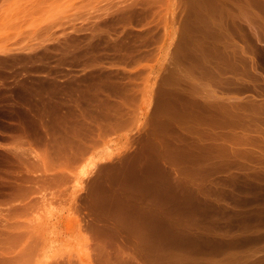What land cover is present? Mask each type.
<instances>
[{
	"label": "rangeland",
	"instance_id": "1",
	"mask_svg": "<svg viewBox=\"0 0 264 264\" xmlns=\"http://www.w3.org/2000/svg\"><path fill=\"white\" fill-rule=\"evenodd\" d=\"M256 27L263 34L264 0H0V137L4 141L0 148V264H222L235 256L230 260L234 262L237 255L243 259L237 257L234 264L252 263V259L254 264H264V239L260 238L264 231L256 230L262 222L260 216L264 220V207H260L264 190L259 185L264 186V162H260L264 158L255 156L260 167L253 158L264 148V133L259 134L264 123H257L264 122V107L257 104L263 106L264 99V34L263 39H256ZM215 39L218 42L214 43ZM235 44L236 49L241 45L250 48L248 54L243 53L248 59L256 55L263 77L251 68V59L248 65L252 70L247 64V70L243 68L241 59L238 66L241 60L242 70L229 59L226 64L234 68L229 64L225 81L216 74L217 78L210 75L216 80L208 77L206 57L210 56L213 64L218 47L225 46L229 51L225 52L231 54ZM216 62L214 65L225 64L223 58ZM244 72L253 77L243 74L242 79L238 73ZM229 76L235 77V82L228 81ZM198 79L205 96L216 90L224 102L228 97L232 102L238 97L239 104L243 99L242 104L246 103L247 96L249 101L252 97L261 100L255 103L263 112L251 101L243 105L245 110L239 105L241 115L249 113V120L243 115L247 127L240 126L239 132L246 129L241 132L248 137L250 126L252 140L248 137L250 142H245L236 131L241 141L235 135V141H229L232 149L228 153L241 151L244 163H236L243 166L228 161L230 153L226 157L224 150L222 159L227 158L228 164L217 160L222 153L216 151H222L218 147L214 151L205 140L208 138L200 139L206 150L199 149L209 151L201 155V161L211 157L205 161L208 166L193 162V158L190 162L187 152L193 145L187 144L195 141L189 137L194 134L191 139H196L199 134L190 109L183 108L194 102L189 93L197 92ZM243 82L246 89L238 90ZM183 98L192 100L188 103ZM182 104L186 105L182 106L184 112L179 111ZM250 122L257 123L255 129ZM258 125L263 126L261 130ZM200 128L211 130L206 123ZM256 129L259 131L254 132ZM254 133L263 139L259 141ZM236 139L240 142L234 144ZM180 141L187 142V152L180 149ZM162 145L171 147L172 154L165 153L168 147ZM178 147L189 161L172 152ZM247 155L252 156L250 161H244ZM253 166L262 171L255 178L262 179H254L253 174L248 178V172H256ZM225 179L235 183L225 181L227 185L221 188L231 195L237 190L233 193L239 192L240 200L236 194L222 196L228 191L218 186ZM241 179L245 184L260 183L257 187L252 183L256 189L243 184L245 188ZM233 183L238 184L237 189ZM228 184L234 189L224 187ZM259 187L263 191L259 192ZM198 188H205L201 193L210 191L199 197ZM202 195H208L203 196L208 201ZM234 210L238 214L234 215ZM223 213L229 217L223 219ZM244 214H249L247 219ZM233 219L237 220L231 225ZM254 220L259 222L253 226ZM217 223L223 224L222 230ZM214 224L216 229H212ZM239 227H244L241 232ZM247 227L259 233L256 241ZM232 229L239 232L238 237ZM226 239L230 241L226 243ZM240 242H244L242 246Z\"/></svg>",
	"mask_w": 264,
	"mask_h": 264
},
{
	"label": "bare ground",
	"instance_id": "2",
	"mask_svg": "<svg viewBox=\"0 0 264 264\" xmlns=\"http://www.w3.org/2000/svg\"><path fill=\"white\" fill-rule=\"evenodd\" d=\"M257 28H258V27H256V29H257ZM257 31H258V34H257L256 32H255V34H256V36L258 35V38H256L255 36H254L253 38H256V39H263V38H261V37L263 36L264 32H263V34H260V33H259L260 30L257 29ZM262 31H263V30H262ZM260 32H261V31H260ZM261 33H262V32H261ZM263 37H264V36H263ZM250 38L253 39L252 37H250ZM260 41H262V40H260ZM95 42H97V41H95ZM215 42H218L217 39H215L214 43H215ZM233 42H234V41H233ZM211 43H213V42H211ZM219 43H222V42L219 41ZM228 43H229V42H228ZM205 44H206V42H205ZM207 44H208V42H207ZM207 44H206V46H207ZM216 44H217V43H216ZM216 44H214V45L212 44V46H215V47H216ZM230 44H231V43H230ZM230 44H228V45H230ZM231 45H232V44H231ZM233 45H234V44H233ZM235 45H236V44H235ZM212 46H211V47H212ZM218 46H222V45H218ZM211 47H210V48H211ZM215 47H214L213 49H217V47H216V48H215ZM222 47H223V46H222ZM233 47H234V46H233ZM236 47H237V45L234 47L235 49H234L233 53H231V54H232L231 58H230V55H231V54L227 53V51H228L227 48L224 49L225 46H224V48H221V49L218 47L219 51L217 52V50H215V51H216V55H215V51H214V53L212 52V53L215 55V58L212 57L213 59L211 60V62H212L214 59H215V62H216V59H220V58H223V61H224V62H225L226 60H229V59H230V61H229L230 63L233 62V64H234V63L237 64V66H236V65H234V66L239 67L238 69L242 70V68H240V67L242 66L241 64L244 62V67H243V66H242V67L245 68L246 64H247V66H249V65L251 64V63L249 64V60L251 59V60H252V65H251L252 67H251V68H253L254 71H255L256 73H259V72L262 73V72L264 71V70H263L264 68L261 69V70H263L262 72H261L260 70L258 71V68H257L258 65H257V63H259V62H255V59H257V58H255L256 55H255V56L251 55V56H249V59H248L247 54L249 53L250 48H248V47L246 46V47L248 48V50H247L248 53H247V51H246L247 48L245 49V46H244V45L239 46L237 49H236ZM207 48H208V46H207ZM109 49H110V48H109ZM205 49H206V48H205ZM205 49H204V50H205ZM207 50H208V49H207ZM210 50H211V49H209V51H210ZM225 50H227V51L225 52ZM251 50H252V49H251ZM211 51H213V50H211ZM204 52H206V51H204ZM228 52H229V51H228ZM123 53H126V52H123ZM202 53H203V52H202ZM202 53L200 52V54H202ZM209 53H211V52H209ZM243 53H247V54L245 55V56H247V57H245V56L243 55ZM252 53H254V52L252 51ZM126 54H128V53H126ZM126 54L124 55L125 58H127V55H126ZM203 54H205V53H203ZM203 54H202V55H203ZM207 54H208V53H207ZM207 54L204 55V57H206ZM213 54H212V56H213ZM250 54H251V53H250ZM255 54H256V53H255ZM202 55H200V59H201ZM208 55H210V54H208ZM121 56H123V55L121 54ZM124 56H123V57H124ZM128 56H130V55H128ZM198 56H199V55H198ZM216 56H217L218 58H217ZM238 56H239L240 58H238ZM130 57H131V56H130ZM130 57H128V58H130ZM219 57H220V58H219ZM202 58H203V57H202ZM208 58H210V56H209ZM208 58L206 57V60H207L206 62L203 61V62H205V65L202 63V64L205 66L204 68H205V70L207 71V74L209 73V76H208V75H207V76L211 78V76L214 77L215 74H216V76L219 75L220 77H223V76L225 77L226 74H224V73L227 71V69H229V67H230L229 64H230V63H229V64H226V62H225V64H222L221 66H219V65H214L215 62H213V64H210V62H209L210 59H208ZM232 58H234V60H232ZM121 59H122V58H121ZM239 59H241L243 62L240 60L241 64H239V66H238ZM123 60H124V59H123ZM198 60H199V59H198ZM258 60H259V59H258ZM121 61H122V60H121ZM246 61H247V62H246ZM259 61H260V60H259ZM123 62H126V60H124ZM127 62H128V61H127ZM199 62H200V60H199ZM217 62H221V63H223L222 60H221V61H220V60H217ZM217 62H216V64H218ZM227 62H228V61H227ZM245 62H246V63H245ZM250 62H251V61H250ZM221 63H220V64H221ZM233 64H232V65H233ZM248 64H249V65H248ZM259 64H262V63H259ZM230 65H231V64H230ZM232 65H231V67L234 68ZM195 66H196V65H195ZM259 66H260V65H259ZM259 66H258V67H259ZM201 67H202V66H201ZM231 67H230V68H231ZM236 67H235V68H236ZM251 68H250V66H249L248 70L251 69ZM260 68H262V65L260 66ZM236 69H237V68H236ZM238 69H237L236 71H238ZM245 69H246V68H245ZM245 69H244V70H245ZM240 70H239V71H240ZM246 70H247V69H246ZM251 70H252V69H251ZM206 71H205V72H206ZM229 71H230V70H229ZM239 71H238V72H239ZM227 72H228V71H227ZM241 72H243V71H241ZM252 72H253V71H251V73H252ZM234 73H235V72H234ZM247 73H248V72H247ZM260 73H259V74H260ZM263 73H264V72H263ZM263 73H262V74H263ZM238 74H242V77H241L242 79H243L245 76H246V77L248 76V75L246 74V72H244V73H238ZM243 74H246V75L244 76ZM262 74H260V75L262 76ZM210 75H211V76H210ZM236 75H237V73H236ZM236 75H235L236 78H238L237 76H240V75H237V76H236ZM250 75H252V74H249V76H250ZM263 75H264V74H263ZM216 76H215V78H217ZM226 76H227V75H226ZM243 76H244V77H243ZM249 76H248V77H249ZM258 76H259V75H258ZM199 77H200V76H199ZM213 77H212V78H213ZM220 77H218V79H219ZM224 77H223V78H224ZM235 77L233 78V77L229 76V77H226V78H227V80L230 81V82H231V81H232V82H235ZM252 77H253V75H252ZM259 77H260V76H259ZM262 77H263V76H262ZM212 78H211V79H212ZM215 78H213V79H215ZM223 78H222V79H223ZM222 79H221V80H222ZM238 79H239V78H238ZM238 79H237V80H238ZM248 79H249V78H248ZM255 79H256V74H255ZM257 79L259 80V78H257ZM263 79H264V78H263ZM215 80H216V79H215ZM221 80H220V81H221ZM250 80H251V79H249V82L252 81V80H251V81H250ZM253 80H254V79H253ZM260 80H261V77H260ZM220 81H218V82H220ZM223 81H225V78H224ZM239 81H241V80L239 79ZM239 81H238V83H239ZM243 81H244V80H243ZM245 81H247V79H246ZM213 82H214V81H213ZM249 82H247V84H248ZM236 83H237V82H236ZM252 83H253L254 85L256 84V83H254V82H252ZM240 84H241V83H240ZM244 84H245L244 82H243V85L241 84V85H242V88H241L240 85H239L240 88H238V90H239V89H243V91H244V90L246 89V87H244ZM253 84H251V85H253ZM232 85H233V84H232ZM234 85H235V84H234ZM251 85H248V86H251ZM235 86H236V85H235ZM248 86H247V90L252 89V88L254 87V86H253V87L251 86V88L248 89ZM233 87H234V86H233ZM236 87H237V86H236ZM255 87H256V86H255ZM257 87H258V85H257ZM244 88H245V89H244ZM233 89H235V87H234ZM235 90H236V89H235ZM190 91L192 92V94L189 93V95H191V98H192V99L194 98V102L190 103V104H191V105H190V106H191L190 108H189V107L186 108L187 106L185 105V106H186V107H185L184 104L187 103V102L189 101V100L186 99L187 102H185L184 104H182V105L180 106L181 109H179V111L182 110V106L185 107V108H183L184 110L190 109L189 112L194 116V118H195L194 120L196 121L195 124H197V126H196L197 128H195V129H196V132H197L199 135H200V134H201V135H200V136H199V135L194 136V137H196V139L194 138L195 140H194V139H191V138H193V135H194V134H192L191 138L189 137L190 135H187V137L185 136V138H188V137H189L190 141H191V140L195 141V142L192 141L194 144H192L191 142H190V143L188 142V144H187V145L190 144L189 147H191V145H193V147H192L191 150H188L189 147H188L187 145L184 144V143H187V142L180 141V142L183 143L184 146H185V147L183 148V144H181L180 149L182 150V149H185V148L188 147V149H187L188 152H187L186 149H185V152H187V155H191V158H190V157L186 158L187 155L184 156V155L186 154L185 152H184V153H185L184 155H182V154H183L182 152H178L179 147H178V149H176L177 147L175 148V149L177 150V152H176V150H173L172 152L175 151L174 154H177V153L179 154V153H180V154H181V155H179L180 158H181V156H182V159H183V157H185V159H187V161L190 160V162H191V159L193 158V159H192L193 162H194V161H197V164H198V161L203 160V158H202L201 155L204 156L205 153H207V155H208V152H209L208 150H207L208 152H207V151L204 152V151L206 150L207 146H206L205 143H203L202 140H200V139H201V138H202V139H204V138H208L209 141H208V139H205V140H207L208 144L211 143L210 146L212 145V147H211L212 149L215 148V147H218V149H219L220 151H222V152H218V150L216 151V148H215L214 151H216L217 154H218V153H222V154H219V155H221V156H220L221 159H219V157L216 156V158L218 157L217 160H220V161L222 160V161H223V162H222L223 164H224V162L227 163V162H226L227 158H226V159H225V158L222 159V156H223V154H224V153H223V150H224V152L226 151V152H225L226 154H225L224 156L228 157V156H227V153H228V150H230V148H231V147H229V146H230V145H229V141H230V140L235 141L234 139H235L236 137H238L237 139L240 140V138H242L241 136L243 135L242 132H244L246 129H245L244 131L241 130L242 132H241V131L239 132L240 129H238V128H241V127H244V126L248 125V124L244 125V117H245V116H243V115H244L246 112L243 111V115H241V114L238 112L239 107H240L239 105H242L241 107L243 108L247 102L249 103V102L251 101V102L253 103V106H256L255 108H258V107H257V104H258V106L261 107L260 109H262V108L264 107V99H263V106L261 105L262 102H260V104H259V103L256 104L255 102H257V100H258V101H261V100L256 99V98H254V97H252V96H251L252 98L250 97V98H251L250 101H249V99H248L249 96H247V97H246V98H247V99H246L247 102L245 101L246 103H244V104H242V103L244 102L245 99H243V101L241 102V104H239V102H238L239 99H237L238 97H237V98L235 97L236 99L234 98V99L236 100V101L233 100L234 102H232L231 97H228V99L225 101V102H226V103H225V102H224V98H223V96L220 95L219 93H217L216 90H214L211 94L206 95V96L204 95V93H201V92L204 91V87L202 88V84L199 82V79H198V85H197V92H196L195 90H194V91L190 90ZM184 95H185V94H184ZM184 95H182V96H184ZM189 95L187 94V96L185 95V97L187 98ZM192 95H193V96H192ZM261 95H262V94H261ZM256 96H257V95H256ZM189 97H190V96H189ZM222 98H223V99H222ZM229 98H230V100H229ZM232 98H233V96H232ZM239 98H240V97H239ZM263 98H264V97H263ZM183 99L185 100V98H183ZM188 99H189V98H188ZM192 99H190V101H191ZM240 99L242 100V98H240ZM186 100H185V101H186ZM237 100H238V101H237ZM190 101H189V102H190ZM189 102H188V103H189ZM223 102H224V103H223ZM243 105H244V106H243ZM247 105L249 106V104H247ZM253 106H252L251 108H253ZM241 107H240V109H241ZM249 108H250V107H249ZM243 109H244V108H243ZM243 109H242V110H243ZM258 109H259V108H258ZM258 109H257V110H258ZM260 109H259V111H260ZM184 110H182V111L184 112ZM244 110H245V109H244ZM249 110H250V109H249ZM262 110H264V109H262ZM259 111H254V112H258V115H259V114H262V113H259ZM240 112H241V110H240ZM250 112H251V111H250ZM254 112H253L252 114H254ZM260 112H263V111H260ZM247 114H249V113L247 112L246 115H247ZM263 115H264V112H263ZM247 116H248V117H247ZM247 116H246L247 118H245V119H248V118H249V115H247ZM251 116H253V115H250V118L253 119V117H251ZM256 117H257V116H256ZM260 117H261V116H260ZM260 117H258V118L260 119ZM263 118H264V116H263ZM263 118H262V119H263ZM252 119H250V120H251L252 122H254V121H253L254 119H253V120H252ZM259 119H258V120H259ZM262 119H261V120H262ZM248 120H249V119H248ZM258 120H255V121H258ZM245 121H246V120H245ZM263 121H264V120H263ZM246 122H247V121H246ZM246 122H245V123H246ZM252 122H250V125H251V127L253 128V125H254V124L252 125V124H251ZM260 122H261V121H260ZM260 122H257V123H259V125H261L262 123H264V122H261V123H260ZM202 123H206V124H208V126L211 127V130H210V129H209V130H204V129L202 130V128H200V125H201ZM257 123H255V125H256ZM195 124H194V125H195ZM255 125H254V127L256 128ZM259 125H258V126H259ZM240 126H241V127H240ZM226 127H227V128H226ZM246 127H247V126H246ZM246 127H245V128H246ZM249 127H250V126H248V131H249V133H248V132H247V133L252 137L253 132L251 131V133H252V135H251V134H250V130H249V129H251V128H249ZM262 127H263V126H261V127L259 126L258 129H259V128H262ZM224 128L227 129V130H225ZM255 128H253V129H255ZM197 129H198L201 133H200L199 131H197ZM229 129H232V130H229ZM235 129H236V130H235ZM258 129H256V131H255V130H253V131H254V132H257V131L261 130V129H259V130H258ZM262 129H264V128H262ZM228 130H229V131H233V133H229V132H227ZM236 131H238L239 133H242V134H240V135H241L240 138H239L238 134L236 133ZM246 131H247V130H246ZM262 131H264V130H262ZM262 131H260L261 133H259V132H258V133L261 135L262 133H264V132H262ZM197 133H196V134H197ZM196 134H195V135H196ZM254 134L256 135L257 133H254ZM259 134H257V135H259ZM182 135H184V134H182ZM234 135H235V138H234ZM249 135H248V137H249ZM257 135H256V136H257ZM263 135H264V134H263ZM263 135H261V136H263ZM256 136H254V137H255V140L257 139ZM232 137H233L234 139H233ZM248 137H246V134H245V136L243 135V138H242V139H246L245 142H248V143H249L250 141H247V140H249V138H251V137H249V138H248ZM257 137H258V136H257ZM263 137H264V136H263ZM263 137H261V138L263 139ZM182 138H184V137H182ZM229 138H230V139H229ZM231 138H232V139H231ZM258 138H259V141H260V140H261L260 136H259ZM189 139H188L187 141H189ZM198 139H199L201 142H200ZM237 139H236V141H237ZM253 139H254V138H253ZM181 140H182V139H181ZM185 140H186V139H185ZM250 140H252V138H251ZM255 140H254V142H257V141H258V140H257V141H255ZM203 141H204V140H203ZM212 141H213L214 143H213ZM233 141H231V142H233ZM240 141H241V140H240ZM240 141L234 142V144H236V143H238V142H240ZM242 141H243V140H242ZM180 142H179V143H180ZM204 142H205V141H204ZM231 142H230V143H231ZM201 143H203V144L206 146V148H205V146H204L203 144H201ZM241 143H242V142H241ZM243 143H244V141H243ZM251 143H252V141H251ZM208 144H207V145H208ZM234 144H231V145H234ZM253 144H254V143H253ZM177 145H178V144H177ZM179 145H180V144H179ZM162 146H163V145H162ZM166 146L168 147V145H165V146H163V147L166 149ZM208 146H209V145H208ZM210 146H209V147H210ZM213 146H214V147H213ZM174 147H175V146H174ZM201 148H204V149H205V150H203L204 153H203V152H200V151H202ZM233 148H234V147H233ZM167 149L170 150L171 147H168ZM167 149H166V152H165V153H167V152H168V153H171V150L169 151V150H167ZM172 149H173V148H172ZM199 149H200V151H199ZM212 149H209V150H210L211 152H213ZM231 149H232V148H231ZM260 149H262V147L259 148V150H260ZM181 150H180V151H181ZM262 150L264 151V148H263ZM161 151L163 152V150H161ZM183 151H184V150H183ZM189 151H190L191 154H189ZM194 151H196L197 153H200V154H197V153L194 152ZM235 151H236L237 154H235V153L233 154L232 151H231L232 154L229 152V153H230V155H229V153H228V155H229V157H228V161L231 160V161H233L232 163L235 164V163L237 162V163L239 164V163H241V161H242V159H241V157H240V155H241V151H239L238 149L235 150ZM235 151H234V152H235ZM238 151H239V152H238ZM247 151H249V150H247ZM253 151L256 152L255 149H253ZM263 151H261V152L263 153ZM162 152H161V153H162ZM257 152H259V151L257 150ZM261 152L258 153V154L256 153L257 155H255L254 152H252V150H251V153H250V152H249V153L252 154V155L254 154L253 158H254L255 156L258 157V155L260 154L261 157H259V158L261 159V158H264V153L262 154ZM165 153H164V154H165ZM202 153H203V154H202ZM242 153H246V151H244V152H242ZM171 154H172V153H171ZM215 154H216V153L214 152V155H215ZM238 154H239V155H238ZM167 155H168V154H167ZM210 155H211V154H210ZM214 155H213V157H215ZM237 155L240 157V159L238 158ZM245 155H246V154H245ZM205 156H206V155H205ZM211 156H212V155H211ZM224 156H223V157H224ZM208 157H209V156H208ZM213 157H212V160L214 161V159H216V158L213 159ZM251 157H252V156H250V158H251ZM257 157L254 158V159H256V161L258 160L257 162H256V161H253V158H252V161H253L254 165H255V162H256V165L259 166V164H260L259 161H260V160H259V158L257 159ZM189 158H190V159H189ZM205 158H206V157H205ZM209 158H211V157H209ZM209 158H206V159L208 160ZM246 158H247V160H245ZM246 158L244 159V161H250V160H251V159L249 158L248 155L246 156ZM248 158H249V159H248ZM185 159H183V160H185ZM188 159H189V160H188ZM206 159H205V161H206ZM209 160H211V159H209ZM224 160H225V161H224ZM205 161H201V162L206 163ZM213 161H211L212 164H214ZM201 162H199V164H200ZM209 162H210V161H209ZM215 162H217V161H215ZM218 162H219V161H218ZM218 162H217V163H218ZM260 162H261V163L264 162V159H263V161H260ZM203 163H202V164H203ZM217 163H215V165H216ZM222 163L219 162V164H221L220 166H222ZM237 163H236V165H238ZM243 163H244V162H242L241 164H243ZM257 163H259V164H257ZM162 164H164V163H162ZM207 164H208V162H207L205 165H207ZM227 164H228V163H227ZM229 164H230V163H229ZM246 164H247V163L245 162V165H246ZM209 165H210V164H209ZM247 165H248V164H247ZM260 165H261V164H260ZM160 166H162V168H163V165H160ZM207 166H208V165H207ZM238 166H243V165H238ZM249 166H250V165H249ZM258 166H257L256 168H257V169H260V168H259L260 166H259V167H258ZM164 167H165V166H164ZM247 167H248V166H245V168H247ZM251 167H252V165H251L249 168H251ZM253 167L255 168V166H253ZM263 167H264V166H263ZM263 167H262L261 169H263ZM169 168H170V167H169ZM169 168L167 167L168 170H169ZM216 168H217V167H216ZM218 168H219V167H218ZM218 168H217V169H218ZM256 168H255V170H253V171H256ZM221 169H222V167H221ZM247 169H248V168H247ZM168 170H166V171H168ZM163 171H164V169H163ZM260 171H261V170H260ZM260 171H259V170L256 171L257 173H256V172H255V173H254V172H252V173H251V172H248V175H249L248 178L252 177V174H253V175H254V179H256V178H255V177H257L256 174H258ZM262 171H264V169H263ZM262 171H261V172H262ZM166 173H167V172H166ZM260 174H261V173H260ZM240 175H241V174H240ZM242 175H243V173H242ZM243 176H244V177H247V174H246V175H243ZM243 176H242V177H243ZM259 176H260V175H259ZM261 176H263V174H261ZM238 177H239V176H238ZM244 177H243V178H244ZM220 178H221V177H220ZM223 178H224V177H223ZM262 178H264V177H262ZM262 178H259V179H262ZM246 179H247V178H245V180H246ZM251 179H253V178H251ZM259 179H256V180H259ZM248 180H249V179H248ZM248 180H247V182L250 181V180H249V181H248ZM256 180L254 181V183H256L255 186L257 187V182H259V181L256 182ZM262 180L264 181V179H262ZM222 181H223V180H222ZM222 181L220 180L221 185H219V186L217 185V186L220 187V188H221L222 185H225V184L227 185V183H225L226 179H225L224 182H223L224 184H222ZM228 181H229V180L227 179L226 182H228ZM241 181H242V179H241ZM229 182L232 183V182H234V181L230 180ZM251 182H252V181H251ZM234 183H235V182H234ZM234 183H233V184H234ZM249 183H250V182H249ZM249 183H246L248 187L250 186L251 188L256 189V187H254V185L251 186L253 182L250 183V185H249ZM254 183H253V184H254ZM259 183H260V182H259ZM239 184H240V183H239ZM243 184H245V183H243V181H242L241 186H245V185H246V184H245V185H243ZM228 185H229V184H228ZM230 185H231V184H230ZM230 185H229V187H228V186H224V187H227V188L229 189V188H230ZM234 185H235V184H234ZM236 185H238V184H236ZM236 185L234 186L235 189H237V188H236V187H237ZM259 185H262V189L264 190V186H263V184H259ZM213 186H214V185H213ZM241 186H239V187L241 188ZM204 187H205V186H204ZM206 187H207V186H206ZM222 187H223V186H222ZM232 187H233V186L231 185V188H232ZM234 187H233V189H234ZM250 187H249V188H250ZM212 188H213V187H212ZM212 188L210 187V189H212ZM214 188H215V187H214ZM240 188H239V189H240ZM242 188H244V187H242ZM242 188H241V189H242ZM245 188H247V187L245 186ZM245 188H244V189H245ZM200 189H201V191H202V190L205 189V188H198V189H197V191L199 190L198 192H200V194H198V196L200 195L199 197H201V194L209 193V191H210V189L208 188L209 190H208L207 192H205V193H201ZM216 189H217V187H216L214 190H215L218 194H222V193H223V192H222V193H219V190H220V189H219V190L217 189L218 191H217ZM224 189H225V188H223V189L221 188V190H223V191L226 192L227 189H226V190H224ZM241 189H240V190H241ZM260 189H261V188L259 187V192L262 190V189H261V190H260ZM214 190H211V191H214ZM248 190H249V189H248ZM263 190H262V191H263ZM203 191H204V190H203ZM203 191H202V192H203ZM227 191H228V192H227L225 195H222V196H229V194H230V196H232V195L234 196V194H236V193H235V192L233 193V191H237V190H233V191H232V189H231V191H232V195H231V192H229V190H227ZM244 191H245V190H244ZM244 191H242V192L244 193ZM246 191H247V190H246ZM198 192H197V193H198ZM216 192H215V194H216ZM240 192H241V191H240ZM242 192H241V193H242ZM263 192H264V191H263ZM166 193H167V192H165V195H166ZM192 193H193V192H192ZM197 193H195V194L193 193V194H194V195H197ZM213 193H214V192H213ZM228 193H229V194H228ZM238 193H239V192H238ZM238 193H237L236 195H238ZM248 193H249V191H248ZM248 193H247V195H248ZM252 193H253V192H252ZM218 194H216V195H218ZM223 194H224V193H223ZM227 194H228V195H227ZM258 194H259V193H258ZM167 195H168V194H167ZM167 195H166V196H167ZM236 195H235V196H236ZM239 195H240V194H239ZM239 195H238L237 197H238V199L240 200L241 198H239ZM243 195H245V193H244ZM243 195H242V197H243ZM263 195H264V193H263ZM263 195H261V193H260V196H261V197H262ZM203 196L205 197V196H208V195H202L203 200L207 199V201H208L209 196H208V198H205V199H204ZM219 196H220V195H219ZM230 196H229V197H230ZM235 196H234V197H235ZM245 196H246V195H245ZM245 196H244V198H245ZM260 196H259V197H260ZM157 197H158V195H157ZM168 197H169V196H167L166 198H168ZM199 197H198V201H199ZM229 197H228V198H229ZM247 197H249V195H248ZM259 197H258V198H259ZM263 197H264V196H263ZM158 198H159V197H158ZM224 198H225V197H224ZM226 198H227V197H226ZM231 198H233V197H231ZM217 199H218V198H217ZM220 199H221V196H220ZM220 199H219V200H220ZM222 199H223V197H222ZM233 199H235V198H233ZM233 199H232V200H233ZM248 199H250V197L247 198V200H248ZM251 199L254 200V197L251 198ZM255 199H256V197H255ZM263 199H264V198H263ZM203 200H201V201H203ZM227 200H228V199H227ZM239 200H238V203L240 202ZM245 200H246V199H245ZM245 200H244V201H245ZM253 200H251V201L253 202ZM261 200H262V199H261ZM201 201H200V202H201ZM233 201H234V200H233ZM242 201H243V199H242ZM249 201H250V200H249ZM203 202H204V201H203ZM218 202H219V201H218ZM235 202H236V201H235ZM245 202H246V201H245ZM259 202H260V201H259ZM261 202H263V200H262ZM184 203H185V202H184ZM187 203H189V202H187ZM205 203H206V201H205ZM220 203H223V202H220ZM225 203H226V202H224L223 204H225ZM241 203H243V202H241ZM217 204H219V203H217ZM217 204H216V206H220L221 208H225V209H226V207L221 206L220 204H219V205H217ZM239 204H240V203H239ZM243 204H244V203H243ZM248 204H249V202H248ZM200 205H201V204H200ZM206 205H207V204H206ZM241 205H242V204H241ZM244 205H245V204H244ZM249 205H251V204H249ZM249 205H247V206H249ZM178 206H179V205H178ZM184 206H185V205H184ZM186 206L188 207V205H186ZM190 206H191V204L189 203V207H190ZM239 206H240V205H239ZM239 206H237L238 209L240 208ZM261 206L264 207V205H260V207H261ZM164 207H166L165 204H164ZM179 207L181 208V206H179ZM214 207H215V206H214ZM241 207H243V205H242ZM244 207H246V206H244ZM227 208H228V207H227ZM246 208H247V207H246ZM251 208H253L252 205H251ZM255 208H257V207H255ZM255 208H254V209H255ZM236 209H237V208H236ZM242 209H243V208H242ZM244 209H245V208H244ZM247 209H249V208H247ZM257 209H258V208H257ZM260 209H262V208H260ZM260 209H258V210L260 211ZM239 210H240V209H239ZM245 210H246V209H245ZM245 210H243L244 213H245ZM249 210H250V209H249ZM251 210H252V209H251ZM255 210H256V209H255ZM258 210H256V211H258ZM262 210H264V208H263ZM262 210L260 211V213L262 212ZM235 211H237V210H234V215H235V214H238V213H236ZM241 211H242V210H241ZM251 212H252V211H251ZM251 212H248V213H251ZM263 212H264V211H263ZM232 213H233V212H231V214H232ZM242 213H243V212H240L239 214H242ZM231 214H230V216H231ZM252 214H253V213H252ZM255 214L257 215V213H254L253 216H256ZM262 214H264V213H262ZM224 215H226V213H223V216H222V217H224ZM228 215H229V213H228ZM232 215H233V214H232ZM234 215H233V216H234ZM244 215H246V218H245V216H244V219H247V217H248L247 215H249V214H244ZM258 215H259V214H258ZM260 215H261V214H260ZM260 215H259V216H260ZM214 216H215V215H214ZM238 216H240V215H238ZM241 216H242V217H240V218H243V214H242ZM250 216H251V215H250ZM259 216H257V217L259 218ZM227 217H229V216H227ZM227 217H226V218H227ZM262 217H264V216H262ZM226 218L224 217L223 219H226ZM235 218H236V217H235ZM237 218H239V217H237ZM223 219H222V220H223ZM244 219H243V220H244ZM250 219H251V218H250ZM254 219H255V218H254ZM260 219H261V221H262V222H261V221H260V222L263 224V228H264V220H262L261 216H260ZM260 219H259V220H260ZM145 220H148V219H145ZM236 220H237V219H236ZM236 220H234V219H233V220H230V222L232 221V222H231V225H233V222L236 223ZM238 220H239V221H237V222H241L240 219H238ZM252 220H253V219H252ZM256 220H257V219H256ZM259 220L256 221V222H255V220H254V221H252L251 223H254V222L257 223V222H259ZM148 221H149V220H148ZM148 221H145V223L148 222ZM216 221H217V219H216ZM218 221L224 223V225H225V222L221 221V219L218 220ZM218 221H217V222H218ZM226 221H227V220H226ZM249 221H250V220H249ZM220 222H219V223H220ZM230 222H229V223H230ZM246 223H248V222L245 220V224H246ZM255 223L253 224V226L256 225ZM261 223H259L260 225L257 223L256 230H257V228H258L259 231H260V229H262V230L264 231L263 228H259V227L261 226ZM141 224H142V223H141ZM215 224H216V223H215ZM215 224L213 225V226H214L213 228H212V227H210V228H212V229H216L217 226L215 227ZM238 224H240V223H238ZM245 224H243V226H245ZM151 225H152V224H151ZM217 225H220L219 228L222 230L221 227H222L223 224L221 225V224H218V223H217ZM226 225H227V226L229 225L228 222H227ZM226 225H225V226H226ZM234 225H235V224H234ZM247 225H248V224H247ZM152 226H153V225H152ZM152 226H151V228H153ZM225 226H224V227H225ZM236 226H238V225H236ZM236 226H234V227H236ZM240 226H242V225H240ZM249 226H251V225L249 224ZM253 226H252V228H253ZM258 226H259V227H258ZM224 227H223V228H224ZM230 227H231V226H230ZM225 228L228 229V227H225ZM239 228H240V227H239ZM243 228H244V227H243ZM243 228H242V229L240 228V231H239V232H241V231L243 230ZM247 228H249V227H247ZM212 229H210V230H212ZM229 229H230V228H229ZM233 229H235V228H233ZM233 229H232V230H233ZM245 229H246V228H245ZM245 229H244V230H245ZM249 229H250V231L252 230L251 228H249ZM151 230H152V229H151ZM155 230H156V228L153 229V231H155ZM205 230H208V227H207V229H206V227H205ZM217 230H218V229H217ZM217 230H216V234H218V232H221V230H219L218 232H217ZM224 230H225V229H223V231H224ZM230 230H231V229H230ZM237 230H238V229H237ZM246 230H247V229H246ZM228 231H229V230H228ZM233 231L235 232V230H233ZM233 231H232V232L229 231V232H231V234H232ZM252 231H255V229L252 230ZM252 231H251V232H252ZM259 231L257 230V232H259ZM202 232H203V231H202ZM208 232H209V233H207V231H206V234H207V235L210 234V231H208ZM225 232H227V231L225 230L224 233H225ZM239 232H238V233H239ZM244 232H245V231H244ZM257 232H256V233H257ZM261 232H262V231H261ZM152 233H153V232H152ZM152 233H150V235H151ZM235 233H236V235L238 234L237 232H235ZM246 233H249V232L247 231ZM246 233H244V234H246ZM256 233H253V232H252V234H253V235L255 234V236H256ZM148 234H149V233H148ZM148 234H147V235H148ZM202 234H203V235H202L203 237H206V236H205L206 234H205V235H204V233H202ZM229 234H230V233H229ZM233 234H234V233H233ZM250 234H251V233H250ZM252 234H251V235H252ZM257 234H259V233H257ZM260 234H261V233H260ZM262 234H263V235H260V238H263V239H264V233H262ZM145 235H146V234H145ZM220 235H222V232L220 233ZM223 235H224V234H223ZM227 235H228V232H227ZM236 235H234V237H236ZM239 235H240V234H239ZM241 235H243V232H242ZM246 235H249V234H246ZM251 235H249L248 237H250ZM253 235H252V237H253ZM228 236H229V235H228ZM230 236H231V235H230ZM255 236H254V240L257 238V236H256V237H255ZM232 237H233V236H232ZM237 237H238V235H237ZM245 237H246V236H244V238H245ZM252 237H251V238H252ZM258 237H259V235H258ZM227 238L230 239V237H227ZM241 238H242V236H241V237L239 236V239H241ZM251 238H249V240H250ZM260 238L258 239V241L260 240ZM233 239H234V238H233ZM233 239H232V240H233ZM236 239H238V238H236ZM242 239H243V238H242ZM263 239H262V240H263ZM227 240H228V239H226V241H225L226 243H227ZM244 240L247 241V239H244ZM244 240H242V241H244ZM249 240H248V241H249ZM254 240H253V241H254ZM256 240H257V239H256ZM256 240H255V241H256ZM262 240H260V241H262ZM228 241H230V240H228ZM237 241H238V240H237ZM253 241H251V242H253ZM234 243H235V242H234ZM241 243H242V242L239 243V246H242L244 242L242 243V245H241ZM235 245H236V244H235ZM237 245H238V243H237ZM261 248H264V246L262 245ZM239 252H240V251H239ZM239 252H237V253H239ZM255 252H256V251H255ZM237 253H236V255H237ZM240 253H241V252H240ZM229 255H231V253H229ZM226 256L228 257V255H226ZM226 256H225V258H227ZM242 256H243V255H242ZM242 256L240 257V256L237 255L236 258L234 259V262H236L235 260H238V259H239V261H241L240 258H242ZM234 257H235V256H234ZM234 257H231V259H233ZM237 257H238V259H237ZM260 257H262V256H260ZM260 257H259V258H260ZM263 257H264V256H263ZM231 259H229V261H227L228 263H227V262H225V263H227V264H229V263H230V264L233 263V264H234V262H230ZM242 259H243V258H242ZM262 259H263V258H262ZM245 260H246V259H245ZM245 260H243V261H245ZM250 260H251V259H250ZM252 260L254 261V259H252ZM260 260H261V259H260ZM232 261H233V260H232ZM243 261H242V262H243ZM253 261H252V263H253ZM262 261H263V260H261V262H262ZM195 262H196V261H195ZM212 262H213V261H211V263H212ZM214 262H215V261H214ZM217 262H218V261H216L215 263H216V264H220V263H217ZM220 262H222V261H220ZM255 262H258V259H257V261H255ZM261 262H260V263H261ZM193 263H194V261H193ZM197 263H198V261H197ZM209 263H210V262H209ZM225 263L222 262V264H225ZM244 263H246V261H245ZM247 263H248V264H249V263L252 264L251 261H249V262H247ZM247 263H246V264H247ZM235 264H239V263L237 262V263H235ZM253 264H254V263H253ZM261 264H262V263H261Z\"/></svg>",
	"mask_w": 264,
	"mask_h": 264
},
{
	"label": "crops",
	"instance_id": "3",
	"mask_svg": "<svg viewBox=\"0 0 264 264\" xmlns=\"http://www.w3.org/2000/svg\"><path fill=\"white\" fill-rule=\"evenodd\" d=\"M2 146H4V141H3L2 137H0V148H1Z\"/></svg>",
	"mask_w": 264,
	"mask_h": 264
}]
</instances>
